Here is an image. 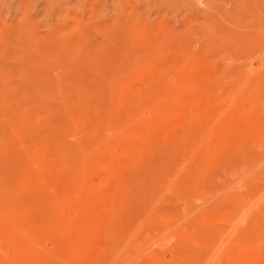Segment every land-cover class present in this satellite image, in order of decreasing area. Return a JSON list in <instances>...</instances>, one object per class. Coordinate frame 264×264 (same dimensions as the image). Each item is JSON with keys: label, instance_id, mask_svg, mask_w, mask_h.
Listing matches in <instances>:
<instances>
[{"label": "rangeland", "instance_id": "374dc122", "mask_svg": "<svg viewBox=\"0 0 264 264\" xmlns=\"http://www.w3.org/2000/svg\"><path fill=\"white\" fill-rule=\"evenodd\" d=\"M263 124L264 0H0V264H264Z\"/></svg>", "mask_w": 264, "mask_h": 264}, {"label": "bare ground", "instance_id": "6f19581e", "mask_svg": "<svg viewBox=\"0 0 264 264\" xmlns=\"http://www.w3.org/2000/svg\"><path fill=\"white\" fill-rule=\"evenodd\" d=\"M241 113V112H240ZM178 124V123H177ZM262 125V124H261ZM264 125V124H263ZM264 127V126H263ZM260 128V127H259ZM257 129V128H256ZM255 129V130H256ZM258 130V129H257ZM263 130V129H262ZM59 136V135H58ZM55 137V136H54ZM60 140V138H58ZM38 144V143H37ZM94 144V143H93ZM62 146V145H61ZM60 148V147H59ZM68 148V146H67ZM66 149V148H65ZM20 157V156H19ZM17 158H15L16 160ZM137 167V166H136ZM25 175V174H24ZM111 175V174H110ZM54 179V178H53ZM51 180V179H50ZM259 180V179H258ZM17 181V180H16ZM243 182V181H242ZM15 185V184H14ZM6 187V186H5ZM19 188V187H18ZM14 193V192H13ZM12 193V194H13ZM47 193V192H46ZM134 194V193H133ZM5 195V194H4ZM97 196H100V193L97 194ZM2 199V198H1ZM39 200V199H38ZM8 202V201H7ZM12 202V201H11ZM108 204H112V201H108ZM23 204V203H22ZM48 204V203H47ZM39 205V204H38ZM47 207V206H46ZM260 207V206H259ZM22 209V208H21ZM48 209V208H47ZM103 211V210H102ZM108 212V211H107ZM114 213V212H112ZM33 215V214H32ZM117 216V215H116ZM31 217V216H30ZM130 217V216H129ZM133 218V217H132ZM99 220V219H98ZM19 221V220H18ZM132 221V220H131ZM109 227V226H108ZM10 230V229H9ZM26 230V229H25ZM106 230V229H105ZM18 231V230H17ZM12 235V234H11ZM103 239V238H102ZM23 240H26L25 238ZM18 243V242H17ZM105 243V242H104ZM100 248V246H99ZM85 251V250H84ZM261 257V256H260ZM259 259V255L256 250L251 249L250 252L244 256L240 261L235 262V264H255ZM262 259V258H261ZM2 261V260H1ZM201 261V260H200ZM32 264H41L38 260H34Z\"/></svg>", "mask_w": 264, "mask_h": 264}]
</instances>
